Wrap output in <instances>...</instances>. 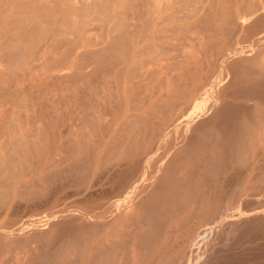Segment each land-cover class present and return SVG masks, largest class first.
<instances>
[{
    "label": "rangeland",
    "instance_id": "1",
    "mask_svg": "<svg viewBox=\"0 0 264 264\" xmlns=\"http://www.w3.org/2000/svg\"><path fill=\"white\" fill-rule=\"evenodd\" d=\"M262 67L264 0H0V264H264Z\"/></svg>",
    "mask_w": 264,
    "mask_h": 264
},
{
    "label": "bare ground",
    "instance_id": "2",
    "mask_svg": "<svg viewBox=\"0 0 264 264\" xmlns=\"http://www.w3.org/2000/svg\"><path fill=\"white\" fill-rule=\"evenodd\" d=\"M86 3H87V2H85V3L83 2V4H82V2H80V3H78V5H77V4H76V5H66V6H65V9H70V8H72L73 11L77 12V11L80 10V9H85L84 7H88V9H90L91 5H94V4H91V3L89 4V2H88V4H86ZM88 9L86 8L85 10L88 11ZM86 11H85V12H86ZM98 13H99L98 15L102 16L103 18H105V19H104L105 22L110 26L109 29H108L110 32H114V31H116V30L118 29L119 25H118L117 23H113L112 20H110V17H112V16L115 15V14H113V12H112V13H108V12H107V13L98 12ZM229 13H230V12H229ZM233 13H234V12H233ZM236 13H237V12H236ZM240 14H241V13H240ZM116 15H120V11H119ZM233 15H234V14H233ZM246 16H247V14H243V15H241L242 20H244V18H245ZM230 17H232V16H230ZM233 17H234V16H233ZM233 17H232V19H233ZM106 18H107V19H106ZM241 18H240V19H241ZM234 20H235V19H234ZM235 21H237V20H235ZM29 22H31V21H29ZM62 23H63V25H62V26H63V27H62L63 29H62L61 27H59V28L62 29V30L67 29L68 27H70V26L72 25L71 28L73 29V30H72L73 33H74V32H77V33H80V32H81V29H80L79 27L75 26V25H74L70 20H68L67 18H66ZM229 23H233L232 20H231V22L229 21ZM234 23H235V25H236V22H234ZM64 24L67 25V28H65L66 25L64 26ZM121 24H122V22H121ZM122 25H124V23H123ZM229 25H230V24H229ZM17 26H19V24H18ZM122 27H124V26H122ZM238 27H239V26H238ZM120 28H121V27H120ZM68 29H69V28H68ZM57 31H58V30H57ZM64 31H65V30H64ZM119 31H120V30H119ZM122 31H123V30H122ZM70 32H71V31H70ZM70 32H67V34L70 33ZM30 33H31V32H30ZM32 33H34V32H32ZM32 33L30 34V36L32 35ZM73 33H72V34H73ZM26 34H27V33H26ZM70 34H71V33H70ZM74 34H75V33H74ZM32 37H34V36H32ZM32 37H31V39H32ZM19 39H20V38H19ZM34 39H35V37H34ZM87 39H88V38H87ZM87 39L85 38V39H83L82 41H84V43H85ZM56 40H57V39H56ZM56 40L54 39L55 42H58V40H57V41H56ZM59 40H60V39H59ZM66 40H68V38H66ZM70 40H71V39H70ZM70 40H69V41H70ZM72 40H74V39H72ZM29 41H30V40H29ZM33 41H34V40H33ZM33 41H32V43H33ZM87 41H88V40H87ZM13 42H14V41H13ZM13 42H12V43H13ZM71 42H72V41H71ZM74 42H75L74 45H77V42H76V41H74ZM80 42H81V40H80ZM88 42H89V41H88ZM12 43H9V47H12V46H13ZM28 43H31V42H28ZM32 43H31V44H32ZM39 43H40V42H39ZM64 43H65V42H64ZM64 43H62V44H64ZM68 43H69V42H68ZM15 44H16V43H15ZM31 44H30V45H31ZM48 44H49V43H48L47 41H45V42L43 41V43L37 45V47H36V49H35V51H34L35 53H40V55L36 56V59H37V60L44 59V58H43L44 54L46 53L47 50H49V45H48ZM56 44H57V43H56ZM81 44H82V42L79 43V45H81ZM11 45H12V46H11ZM64 45H65V44H64ZM77 46H78V45H77ZM106 46H107V48H108V47H111V46H113V45L111 44V42H110V43L108 42V44H107ZM106 46H105V47H106ZM75 48H76V47H75ZM103 49H104V47L101 48L100 51H101V50L103 51ZM98 50H99V49H98ZM31 52H32V51H31ZM84 52H85V51H84ZM90 52L92 53V51H90ZM94 52H96V50H95ZM97 52H98V51H97ZM6 53H8V52H6ZM102 53H103V52H102ZM9 54H10V53H9ZM79 54L81 55V52H80ZM79 54H78V55H79ZM100 54H101V53H100ZM75 55H76V54H75ZM78 55H77V57H78ZM31 56H32V54H31ZM33 61H34V60H33ZM262 68L264 69V67H262ZM263 69H262V70H263ZM175 112H177V111H175ZM179 115H181V114H179ZM172 116H173V115H172ZM192 116H193V115H191V117H192ZM181 117H182V116H181ZM193 117H194V116H193ZM179 118H180V117H179ZM177 119H178V118H177ZM192 119H193V118H192ZM164 121H165V120H164ZM188 122H189V121H188ZM183 123H184V122H183ZM190 123H191V122H190ZM193 124H194V123H193ZM183 125H185V124H183ZM183 125H181V126H183ZM188 125H189V124H188ZM185 126H186V125H185ZM178 127H179V126H178ZM177 129H178V128H177ZM191 129H192V128H191ZM174 130H175V129H174ZM185 130H186V129H185ZM175 131H176V130H175ZM259 131H260V130H259ZM250 132H251V131H249V133H250ZM260 132H261V131H260ZM263 132H264V131H263ZM251 133H252V132H251ZM260 136H261V135H260ZM248 138H249V136H248ZM253 138H254V137H253ZM259 138H260V137H259ZM263 138H264V137H263ZM72 140H73V139H72ZM252 140H253V139H252ZM259 140H260V139H259ZM263 140H264V139H263ZM261 142H262V141H261ZM68 143H69V142H68ZM256 143H257V142H256ZM17 144H18V142L16 143V145H17ZM20 145H21V144H20ZM20 145H19V146H20ZM66 145H67V142H66ZM70 145H71V144H70ZM30 146H31V145H30ZM68 146H69V145H68ZM260 146H261V145H260ZM60 147H62V146H60ZM63 147H64V146H63ZM63 147H62L61 149H64V148H65V147H64V148H63ZM66 147H67V146H66ZM70 147H72V146H70ZM255 147H256V144H255ZM30 148H32V146H31ZM67 148H68V147H67ZM67 148H65V149H67ZM143 148H144V147H143ZM143 148H139V149H142V152H143ZM251 148H252V147H251ZM16 149H17V148H16ZM16 149H15V151H16ZM28 149H29V148H28ZM59 149H60V148H59ZM136 149H137V148H136ZM139 149H138V150H139ZM258 149H259V148H257V150H258ZM261 149H262V148H261ZM30 150H31V149H30ZM69 150H70V149H67V150H64V151H68V152H66V153H69ZM72 150H73V147H72ZM72 150L70 151L71 154H73ZM74 150H75V148H74ZM129 150H131V149L129 148ZM249 150H250V148H249ZM18 151H19V150H18ZM62 151H63V150H62ZM134 151H135L134 149H133V152L130 151V152L133 153V155H132V154H129L128 157H130V155H132V156L134 157V153L136 152V151H135V152H134ZM146 151L148 152V149H147V148H146ZM250 151H251V150H250ZM263 151H264V150H263ZM126 152H127V154H128V151H126ZM130 152H129V153H130ZM139 152H140V150H139ZM256 152H257V151H256ZM70 153H69V155H71ZM119 153H120V152H119ZM124 153H125V151H124ZM124 153H122V155H124ZM137 153H138V151H137ZM144 153H145V152H144ZM254 153H255V152H254ZM257 153H258V152H257ZM9 154H10V153H9ZM11 154H12V153H11ZM74 154H75V151H74ZM113 154H114L113 157H116V156H115V152H114ZM116 154H117V152H116ZM139 154H140V153H138V155H139ZM250 154H251V152H250ZM258 154H259V153H258ZM14 155H15V153L13 152V157H14L15 159L19 158V155H16V156H14ZM69 155H68V156H69ZM122 155H121V156H122ZM125 155H126V153H125ZM259 155H260V154H259ZM9 156H12V155H9ZM132 156H131V157H132ZM253 156H254V155H253ZM122 157H123V159L125 158L124 156H122ZM126 157H127V156H126ZM128 157H127V158H128ZM131 157H130V158H131ZM133 157H132V158H133ZM141 157H142V156H141ZM148 157H149V156H148ZM148 157H147V158H148ZM247 157H248V154H247ZM250 157H251V155H250ZM257 157H258V156H257ZM10 158H11V157H10ZM10 158H9V159H10ZM14 158H13V159H14ZM120 158H121V157H119V159H120ZM252 158H253V157H252ZM13 159L11 158L10 161H12ZM111 159H112V158H111ZM128 159H129V158H128ZM128 159H127V160H128ZM149 159H150V158H149ZM250 159H251V158H250ZM254 159H255V158H254ZM7 160H8V159H7ZM127 160H126V161H127ZM135 160L137 161L138 159H135ZM142 160H143V159H142ZM145 160H146V159H145ZM251 160H252V159H251ZM255 160H257V159H255ZM255 160H253V161H255ZM260 160H261V159H260ZM260 160H259V162H260ZM262 160H263V157H262ZM262 160H261V161H262ZM3 161H4V160H3ZM3 161L0 162V165L2 164ZM17 161H19V160H17ZM54 161H55V163L58 162V161L56 162V160H54ZM54 161H53V162H54ZM77 161H78V160H77ZM109 161H110V159H109ZM119 161H121V159H120ZM136 161H135V162H136ZM243 161H244V160H243ZM7 162H9V161H7ZM59 162H60V161H59ZM117 162H118V161H117ZM117 162H116V163H117ZM132 162H133V160L131 161V163H132ZM141 162H142V161H141ZM245 162H246V161H245ZM249 162H250V161H249ZM13 163H14V161H13L12 163H9L8 166H7L6 168L4 167V170H5V171L2 170V172H5V173L3 174V175H6L5 177H8V178H9V177H10L9 175H10V174L12 175V171H13V166H12V165H14ZM73 163H77V162H73ZM73 163H72V164H73ZM125 163H128V162H125ZM125 163H123V164H125ZM247 163H248V162H247ZM250 163H251V162H250ZM21 164H22V163H21ZM58 164H59V163H58ZM110 164H111V163H110ZM113 164L116 165V164H115V161L113 162ZM248 164H249V163H248ZM257 164H259V163H257ZM262 164H263V163H262ZM2 165H3V164H2ZM15 165H16V163H15ZM15 165H14V166H15ZM23 165H24V164H22V166H23ZM84 165L86 166V164H84ZM121 165H122V164H121ZM125 165H128V164H125ZM17 166H18V165H17ZM50 166H51V165H50ZM50 166H49V167H50ZM73 166H74V165H73ZM73 166H72V167H73ZM251 166H252V165H251ZM259 166H260V165H259ZM18 167H19V166H18ZM20 167H21V166H20ZM69 167H70V166H69ZM248 167H249V166H248ZM248 167H247V169H248ZM257 167H258V166H256L255 168H257ZM10 168H12V170H11ZM258 168H259V167H258ZM71 169H72V168H70L69 170H71ZM74 169H75V166H74ZM76 169H77V168H76ZM80 169H81V168H80ZM9 170H10L11 172H10ZM44 170H45V169H44ZM252 170H253V169H252ZM76 171H77V170H76ZM78 172H79V171H78ZM252 172H253V171H252ZM49 173H50V172H49ZM74 173H75V172H74ZM1 174H2V173H1ZM1 174H0V175H1ZM50 174H51V173H50ZM50 174H49V176H50ZM78 174H79V173H78ZM78 174H77V175H78ZM251 174H253V173H251ZM251 174H250V175H251ZM15 175H16V174H15ZM51 175H53V174H51ZM84 175L86 176L87 174L80 175L81 178H82V176H84ZM18 177H19V176H18ZM46 177L48 178L47 175L45 176V179H46ZM19 178H20V177H19ZM42 178H43V177H42ZM84 178H85V177H84ZM49 179H51V178L49 177ZM137 179H138V178H137ZM143 179H144V178H143ZM143 179H142V180H143ZM2 180H3V179H2ZM5 180H7V178H6ZM5 180H4V182H5ZM11 180H12V179H11ZM135 180H136V179H135ZM133 181H134V180H133ZM140 181H141V180H140ZM0 182H2V181H0ZM9 182H10V181H9ZM79 182H80V181H79ZM12 183H14V182H11L10 184H7V183L5 182V184L10 185V187L13 185ZM142 183H143V182H142ZM1 184H3V183H1ZM74 184H75V183H74ZM21 185H22V184H21ZM138 185H139V183H138ZM0 186H1V185H0ZM2 186H3V185H2ZM2 186L0 187V189L4 188V186H3V187H2ZM6 187H8V186H5V188L3 189V190H5V189H6V190L4 191L5 195H4V196L2 195V196H3L2 198H4L5 196H7V197H5V198H7V199L9 200L8 196H9L10 194H12V193L10 192L11 189L8 190ZM132 187H134V186H132ZM82 189H83V188H81V190H82ZM135 189H136V188H135ZM76 190H77V189H76ZM6 191H7V193H6ZM78 191H79V190H78ZM130 191H131V190H130ZM135 191H136V190H135ZM9 192H10V194H9ZM80 192H81V191H79V193H80ZM132 192H133V191H132ZM0 193H1V190H0ZM76 193H77V192H76ZM74 194H75V193H74ZM129 194H130V193H129ZM10 197H11V195H10ZM28 197H30V196H28ZM2 198H1V199H2ZM8 200L6 201V199H5L4 202H7V203H8ZM129 200H130V198H128V201H129ZM0 201H1V200H0ZM222 201H223V200H222ZM2 202H3V200H2ZM2 202H0V204H1ZM4 202H3V203H4ZM223 202H224V201H223ZM230 202H231V201H230ZM3 203L1 204L2 206L0 205V207H3ZM131 203H132V202H131ZM220 203H221V202H220ZM4 204H5V206H6V203H4ZM126 204H127V202H126ZM213 204H215V203H213ZM223 204H224V203H223ZM227 204H228V203H227ZM46 205H47V204H46ZM220 205H221V204H220ZM224 205H225V204H224ZM213 206H214V205H213ZM229 206H230V205H229ZM44 207H45V206H44ZM207 207H208V206H207ZM218 207H220V206H218ZM231 207H232V206H231ZM132 208H133V207L131 206V208H130L131 211L133 210ZM220 208H221V207H220ZM124 209H125V208H124ZM124 209H123V211H124ZM208 209H209V208H208ZM211 209H213V208H211ZM128 210H129V208H128ZM130 210H129V214L132 215L131 213H133V212H130ZM215 210H216V209H213V211H215ZM224 210H225V209H224ZM123 211H122V212H123ZM219 211H220V210H219ZM219 211H218V212H219ZM125 212H126V211H124L123 213H125ZM224 212H225V211H223V213H224ZM14 213H15V212H14ZM14 213H13V214H14ZM123 213H122V214H123ZM211 213H213V212H211ZM211 213H210V214H211ZM216 213H217V212H216ZM11 214H12V213H11ZM49 214H50V213H49ZM118 214H120V212H119ZM125 214H127V217H128V213H125ZM125 214H124V215H125ZM213 214L215 215V213H213ZM213 214H212V215H213ZM58 215H60V214H58ZM124 215H123V216L121 215V216L124 217ZM130 215H129V216H130ZM207 215H208V214H207ZM219 215H220V214H219ZM8 216H9V215H8ZM55 216H56V215H55ZM215 216H216V215H215ZM217 216H218V213H217ZM217 216H216L215 218H217ZM223 216H224V215H223ZM115 217H116V216H115ZM117 217H120V216H117ZM117 217H116V218H117ZM122 217H121V219H122ZM246 217H247V216H246ZM259 217H260V216H259ZM88 218H90V217H88ZM124 218H126V215H125ZM124 218H123V220H124ZM213 218H214V217H213ZM218 218H219V216H218ZM252 218H253V217H252ZM121 219H118V218H117V221H118V220H121ZM50 220H51V218H50ZM216 220H217V219H216ZM216 220H215V221H216ZM53 221H54V220H53ZM63 221H64V220H63ZM67 221H68V220H67ZM67 221H65V222H67ZM112 221H113V219H112ZM114 221L116 222V219H115V218H114ZM208 221H209V220H208ZM212 221H213V220H212ZM245 221H246V220H245ZM38 222H39V221H38ZM40 222H41V221H40ZM47 222H48V221H47ZM50 222H52V221H49V223H50ZM43 223H44V222H43ZM43 223H42V224H43ZM52 223H53V222H52ZM55 223H58V221H56ZM59 223H60V222H59ZM59 223H58V224H59ZM67 223H68V222H67ZM242 223H243V222H242ZM44 224H45V223H44ZM60 224H62V223H60ZM60 224H59V225H60ZM68 224H69V223H68ZM46 225H48V224H46ZM55 225H57V224H55ZM59 225H58V226H59ZM64 225H65V224H64ZM64 225H62V228H64V227H63ZM66 225H67V224H66ZM175 225H177V224H175ZM195 225H196V224H195ZM232 225H233V224H232ZM241 225H242V224H241ZM169 226H170V225H169ZM171 226H172V225H171ZM173 226H174V224H173ZM173 226H172V227H168V228H169V229H172ZM204 226H205V225H204ZM176 227H178V225H177ZM202 227H203V226H202ZM58 228H60V227H58ZM65 228H66V227H65ZM173 229H174V228H173ZM180 230H181V229H180ZM64 231H65V230H64ZM169 231L171 232V230H169ZM197 231H198V230H197ZM170 232H169V235H171ZM173 232H174V231H173ZM173 232H172V233H173ZM176 232H177V231H176ZM177 233H178V232H177ZM181 233H182V232H181ZM189 233H190V232H189ZM173 234H175V232H174ZM183 234H184V233H183ZM12 235H13V237H11V238H14V237H15L14 234H12ZM169 235H168V236H169ZM178 235H179V234H178ZM197 235H198V236H197ZM197 235L195 234V236L193 237V239H192V244H194V243H198V239H197V238L199 237L200 232L197 233ZM201 235H202V232H201ZM201 235H200V236H201ZM168 236H167V238H168ZM237 236H238V234H237ZM6 237H7V236H6ZM173 237H174V236H173ZM178 237H180V236H178ZM8 238L10 239V237H8ZM8 238H7V239H8ZM200 238H201V237H200ZM238 238H239V237H238ZM175 239H176V238H175ZM4 240H5V239H4ZM190 241H191V240H190ZM196 241H197V242H196ZM200 241H201V240H200ZM200 241H199V242H200ZM8 242H9V241H8ZM115 242L117 243V241H115ZM181 242H182V241H181ZM116 243H114V241H112L111 244H114V245H115ZM178 243H180V242L178 241ZM188 243H189V242H188ZM200 243H201V242H200ZM117 244H119V245L121 246V243H117ZM117 244H116V245H117ZM174 244H175V243H174ZM182 244H183V243H182ZM185 244H186V243H185ZM179 245H180V244H179ZM186 245H187V244H186ZM186 245H185V247H186ZM120 246H119V247H120ZM172 246H174V245H172ZM175 246H176V245H175ZM175 246H174V247H175ZM116 247H117V246H115V248H116ZM115 248H114V249H115ZM162 248H163V247H162ZM164 248H165V245H164ZM177 248H178V247H177ZM187 248H188V247H187ZM187 248H185L186 251L188 250ZM175 249H176V247H175ZM183 249H184V247L182 248V250H183ZM111 250H113V246H111ZM122 250H123V249H121L120 252H122ZM177 250H178V249H177ZM104 251H106V249H105ZM104 251H103V252H104ZM107 251H108V250H107ZM114 251H115V250H114ZM131 251H132V250H131ZM171 251H172V250H171ZM183 251H184V250H183ZM186 251H184V252H186ZM221 251H222V250H221ZM223 251H224V250H223ZM99 252H101V250H100ZM112 252H113V251H112ZM112 252H111V251L109 252L110 256H111V253H112ZM134 252H135V251L133 250V253H132L133 255H132V256L135 258V253H134ZM179 252L182 253L181 250L178 251V254H179ZM107 253H108V252H107ZM130 253H131V252H130ZM175 253H177V251H176ZM181 253H180V255H181ZM99 254H104V253H99ZM105 254H106V252H105ZM166 254H169V252L166 253ZM166 254H165V255H166ZM178 254H177V255H178ZM216 254H217V253H216ZM218 254H219V253H218ZM53 255H55V254H53ZM53 255H52V256H53ZM107 255H108V254H107ZM173 255H174V254H173ZM175 255H176V254H175ZM182 255H184V253H182ZM95 256H96V257H99V255H98V256L95 255ZM100 256H101V255H100ZM112 256H113V255H112ZM119 256H120V254H119ZM169 256H171V255H169ZM163 257H164V256H163ZM174 257H175V256H174ZM178 257H179V256H178ZM104 258H105V257H104ZM134 258H133V259H134ZM136 258H138L137 255H136ZM136 258L134 259V261L136 260ZM17 259H19V258H17ZM94 259H96V258L94 257ZM97 259H98V258H97ZM102 259H103V256H102ZM105 259H106V260H105ZM105 259H104V261H102L103 264H105V263L108 261V259L111 260L112 258L109 257V256H108V258H107V256H106ZM130 259H131V257H130ZM133 259H132V260H133ZM161 259H162V258H161ZM171 259H172V258H171ZM213 259H214V258H213ZM213 259H212V260H213ZM19 260H20V259H19ZM29 260H30V259H29ZM98 260H99V259H98ZM98 260H97V261H98ZM121 260H123V259L121 258ZM162 260H163V259H162ZM164 260H165V261H164ZM164 260H163V261H164V264H165V262H166L167 259L164 258ZM168 260H169V258H168ZM168 260H167V262H168ZM173 260H174V259H173ZM175 260H176V257H175ZM175 260H174V261H175ZM178 260H179V259H178ZM178 260H177V261H178ZM182 260H183V259H182ZM20 261H21V260H20ZM20 261H18V264L21 263ZM97 261H96V262H97ZM111 261H112V260H111ZM134 261H133V262H134ZM136 261H137V260H136ZM163 261H161V262H163ZM170 261H171V260H170ZM174 261H173V262H174ZM108 262H109V261H108ZM167 262H166V263H167ZM171 262H172V261H171ZM180 262H181V261H180ZM23 263H26V262H23ZM109 263H110V262H109ZM119 263H121V262H119ZM134 263H135V262H134ZM137 263H138V262H137ZM137 263H136V264H137ZM16 264H17V262H16ZM21 264H22V263H21ZM106 264H107V263H106ZM127 264H130V263H127ZM132 264H133V263H132ZM158 264H160V263H158ZM162 264H163V263H162ZM167 264H168V263H167ZM175 264H176V263H175ZM177 264H178V263H177ZM180 264H181V263H180Z\"/></svg>",
    "mask_w": 264,
    "mask_h": 264
}]
</instances>
